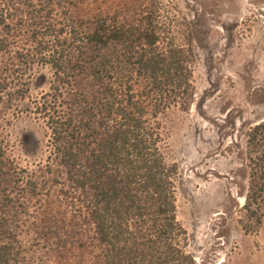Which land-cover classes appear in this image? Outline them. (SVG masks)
Wrapping results in <instances>:
<instances>
[{"label": "trees", "instance_id": "obj_1", "mask_svg": "<svg viewBox=\"0 0 264 264\" xmlns=\"http://www.w3.org/2000/svg\"><path fill=\"white\" fill-rule=\"evenodd\" d=\"M196 31L172 0H0V104L36 66L53 72L35 114L50 131L47 173L74 208L72 229L64 217L49 229L58 248L76 246L81 218L93 264H197L160 123L193 103ZM247 150L243 210L262 220L264 122ZM13 166L0 139V264H22L17 224L41 188L22 177L16 199Z\"/></svg>", "mask_w": 264, "mask_h": 264}, {"label": "rangeland", "instance_id": "obj_2", "mask_svg": "<svg viewBox=\"0 0 264 264\" xmlns=\"http://www.w3.org/2000/svg\"><path fill=\"white\" fill-rule=\"evenodd\" d=\"M172 1L197 30L193 103L188 111L173 107L160 116L165 153L179 166V219L189 250L197 264H264V216L249 218L243 210L247 135L264 122V0ZM52 81L49 66H36L25 89H10L0 104V139L17 185L12 195L19 199L22 177L41 187L23 201L28 212L17 224L22 264H93L83 219L75 222L76 246L58 248L49 230L62 217L72 229L74 210L47 173L50 131L35 114Z\"/></svg>", "mask_w": 264, "mask_h": 264}]
</instances>
